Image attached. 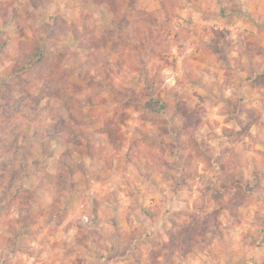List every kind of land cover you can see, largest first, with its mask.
Segmentation results:
<instances>
[{
	"label": "rangeland",
	"instance_id": "obj_1",
	"mask_svg": "<svg viewBox=\"0 0 264 264\" xmlns=\"http://www.w3.org/2000/svg\"><path fill=\"white\" fill-rule=\"evenodd\" d=\"M47 2L0 0V264H264V20L238 0H73L75 26H39L54 55L24 91Z\"/></svg>",
	"mask_w": 264,
	"mask_h": 264
},
{
	"label": "clouds",
	"instance_id": "obj_2",
	"mask_svg": "<svg viewBox=\"0 0 264 264\" xmlns=\"http://www.w3.org/2000/svg\"><path fill=\"white\" fill-rule=\"evenodd\" d=\"M239 7L243 9V14L241 15L240 19L247 21L245 24L250 30L252 29L254 23L258 22L259 20H264V0H238ZM87 10H81L79 6L73 3V0H50L45 5L40 6L35 10L36 12V19L35 23L33 24L32 21H29V24H32V30L28 34V39L24 41L27 46H30L32 42L38 41L44 37V33L39 30V26L44 23L48 22L51 23L53 16H62L67 22L70 27L75 26L80 17L84 14ZM215 23L216 27H226L227 25L221 23ZM241 29L234 28L233 33L231 36H226L225 40L228 41L231 45L229 50L231 51V55L236 57L237 60L239 57L237 53L240 51L238 43H237V36ZM209 36H211V32L209 31L207 35L203 36V41H207ZM225 40L221 41V44H225ZM198 43H202L199 42ZM225 47H229L225 45ZM205 49L202 46V51ZM188 51H192L191 48ZM199 54V53H198ZM187 55V53H185ZM230 94V93H229ZM187 195V193H184ZM217 204H212L207 208V212H212L213 207H217ZM85 219H87L85 217ZM259 252H264V249L257 250Z\"/></svg>",
	"mask_w": 264,
	"mask_h": 264
},
{
	"label": "trees",
	"instance_id": "obj_3",
	"mask_svg": "<svg viewBox=\"0 0 264 264\" xmlns=\"http://www.w3.org/2000/svg\"><path fill=\"white\" fill-rule=\"evenodd\" d=\"M1 32L2 31L0 30V33ZM51 39L52 38L49 37L46 40H39L37 43H35L37 52L33 55V57L30 60H28L27 63L23 64L22 66H20L19 68H17L15 70V75H14L15 78L14 79L15 80H19L21 83L26 82V83L23 84L24 91L28 89L27 87H33L35 84L36 85H38V84L36 83L37 80H32L33 83H28L27 82L28 79H24L21 76L23 74H27V73L30 74V72L32 70H34V71L37 70L38 67H39V65L43 64L47 57H51V55H54V53L52 51H48L47 48H45V46H44L47 43L46 41H49L50 42ZM52 45H54L53 46V51L55 52L56 49H57V47H55V44H52ZM1 47H2V45L0 46V51H1ZM148 77L149 76L147 75V78ZM4 79H5L4 81H6V80L8 81L9 80L7 77L4 78ZM100 79H101V82L103 83V84L101 83L103 86H105V85H108L109 86V84L106 83V81H104L103 75H101V78ZM106 87L107 86H105V89H106ZM47 88L49 90L50 86L45 85V87L42 86L39 89H47ZM29 89H32V88H29ZM112 89H116V85L112 86ZM146 90H147L148 95H150L151 99L147 100V102H146L147 104L145 105V109H150L154 113H160V112H162L163 107L165 105L164 102L159 101V100H155V98L152 97L151 92H150V87L146 88ZM104 91H106V90H104ZM29 94H31V93H28L25 96H28ZM127 95L128 96H132V94L129 93V92H127ZM22 101H23V99H22ZM92 104H93V102H92ZM157 104L161 105L160 106L161 108H157L156 109L155 107H156ZM251 125H252V122L250 121L241 130H232V129H229L228 131H225L224 134L227 135L228 137L236 136V139H238V138H241V137H243L245 135V132L248 131L251 128ZM57 133H58V135H57ZM59 135H62V134H61L60 130L58 129V132H56V134H50L49 135V138L52 139V140H50V143H49V141L46 142L45 141L46 139L43 140V142L41 143V145H42V152H43L42 154H45L46 155L45 156L46 161H48V159H49L48 157L54 152L53 147H52V142H55V143L59 142V140H60V136ZM61 164L63 166H65V164H63V163H61ZM12 183H11L10 186H7V187L8 188L9 187L11 188L12 187ZM21 187H22V185H21ZM6 190H9V189H6ZM4 205H5L4 199H1L0 198V211L3 209Z\"/></svg>",
	"mask_w": 264,
	"mask_h": 264
},
{
	"label": "crops",
	"instance_id": "obj_4",
	"mask_svg": "<svg viewBox=\"0 0 264 264\" xmlns=\"http://www.w3.org/2000/svg\"><path fill=\"white\" fill-rule=\"evenodd\" d=\"M255 251H256V249H254ZM254 250H252L253 251V253L255 252ZM258 254H259V252H257Z\"/></svg>",
	"mask_w": 264,
	"mask_h": 264
}]
</instances>
